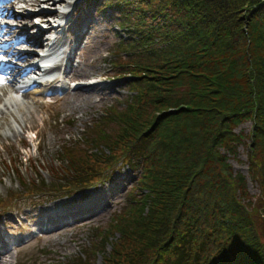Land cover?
Returning <instances> with one entry per match:
<instances>
[{"label":"trees","instance_id":"trees-1","mask_svg":"<svg viewBox=\"0 0 264 264\" xmlns=\"http://www.w3.org/2000/svg\"><path fill=\"white\" fill-rule=\"evenodd\" d=\"M98 7L122 30L109 65L128 94L92 119L87 137L103 148L67 160L64 181L77 190L120 163L137 172L107 222L118 237L103 264H264V0Z\"/></svg>","mask_w":264,"mask_h":264},{"label":"rangeland","instance_id":"rangeland-1","mask_svg":"<svg viewBox=\"0 0 264 264\" xmlns=\"http://www.w3.org/2000/svg\"><path fill=\"white\" fill-rule=\"evenodd\" d=\"M53 1L20 2L11 9L24 20L6 22L16 28V37L42 39L49 45L56 41L60 56L56 64L71 52L65 64L73 65V69L78 66L86 74L76 76L74 71H65L63 84L48 97L39 89L27 90L29 93L0 90V257L4 259L0 264H92L86 258L88 252H94L95 264H103L104 253L110 251L118 237L117 232L111 233L107 222L125 204V193L137 176L127 164L120 163L110 169L109 175L93 177L92 184L77 190H72L77 186L64 181L67 160H92L97 149L103 148V144L92 143L87 137L92 119L115 101L122 107L128 91L125 79L115 78L109 65L110 59L122 52L117 41L123 35L110 16L112 9H100L98 0ZM59 7L66 13L55 21V27L40 33V26L47 25L44 20L52 22ZM39 11L43 13L40 17L36 16ZM3 40L9 44L8 52L14 48L41 51V46L13 42L14 37ZM7 62L25 67L17 59ZM79 81L90 84L82 86L77 84ZM109 130L105 128L106 132ZM101 131L96 129L92 135ZM257 150L258 160H262V146ZM239 157L245 159L241 147ZM232 163L247 175L249 192L256 194L258 187L251 176V180L248 178L246 165L233 160ZM33 181L40 186L32 188ZM103 231L110 237L100 246ZM262 236L264 239V232Z\"/></svg>","mask_w":264,"mask_h":264},{"label":"bare ground","instance_id":"bare-ground-1","mask_svg":"<svg viewBox=\"0 0 264 264\" xmlns=\"http://www.w3.org/2000/svg\"><path fill=\"white\" fill-rule=\"evenodd\" d=\"M20 2L34 3V2H37V0H0V57H2V59H3V57H5L6 61L17 59L18 62L20 61L23 63H27V62L32 61L35 58H38V55H36L33 52L20 51V50H17L15 48L11 52H7L5 48L7 46H9V44L8 43L4 44L3 39L14 37L13 42L24 41L28 45H30L31 47L42 46L40 48V49H42V48H44V46H46V48L53 49L54 51L56 49L55 47L57 45V42L55 41L49 45V43L44 44L42 42V39H36V40L33 39L31 41L30 37H27V36L22 37V38H20L18 36L16 37V28L12 25H9L6 21H9L11 19H15V20H19L21 22L22 20H24V18H22L20 15H17L13 11V9H11L12 6H14ZM44 2L46 4H51V2L54 3L53 0H44ZM39 12L36 16L40 17L41 15H43V13H42V11H39ZM46 14H48V13H46ZM56 14H57L56 11H54V16L57 17ZM24 26H25V24H24ZM24 26L22 25L21 27L24 28ZM51 28H52V26H50V29ZM25 29L28 30V26H25ZM82 34H83V31L80 33V35H82ZM76 40H79L78 35L76 36ZM58 41H60V39ZM47 55H50V54H47ZM70 55H72L71 52L69 53L67 60L70 59ZM55 66L57 67L58 65L56 64ZM35 68H36V66H31V64H29V67H22V66L11 65L9 62H6L3 65V67L0 69V78H2V79H0V90L3 93H7L11 90H13L14 92H18V93H29L27 90L32 91L33 89H36V90L39 89L41 94H43L44 96L48 95L49 94L48 90L50 89L51 82H49L48 84H45L44 86L40 85V87L36 86V87H27V88L23 85L18 84V79H23V78L27 77L26 82H28V84L31 83V84L37 85L35 83V81H36L35 78L30 79L28 77V75L31 72H33V70ZM70 71L71 72L74 71L76 76L86 74V70L79 68L78 66L74 67V69H73V65L68 64V65H66V72L68 73ZM29 80H30V82H29ZM24 81L25 80H23L22 82H24ZM80 89H82V88H80ZM87 98H89V95L87 96ZM38 102H42V101H38ZM38 102H37V104H38ZM0 114H1L0 117H3L2 111H0ZM24 125H22V127H25ZM33 127H35L34 124H33ZM13 132H14V130H13ZM13 136H15V135H13ZM39 222L41 225L44 224L42 219H40ZM3 260L4 259H2L0 257V262Z\"/></svg>","mask_w":264,"mask_h":264},{"label":"snow or ice","instance_id":"snow-or-ice-1","mask_svg":"<svg viewBox=\"0 0 264 264\" xmlns=\"http://www.w3.org/2000/svg\"><path fill=\"white\" fill-rule=\"evenodd\" d=\"M0 59H2V57H0ZM0 79H2V78H0Z\"/></svg>","mask_w":264,"mask_h":264}]
</instances>
